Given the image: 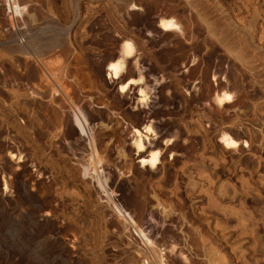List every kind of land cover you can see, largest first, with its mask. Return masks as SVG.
Listing matches in <instances>:
<instances>
[{"label":"rangeland","instance_id":"rangeland-1","mask_svg":"<svg viewBox=\"0 0 264 264\" xmlns=\"http://www.w3.org/2000/svg\"><path fill=\"white\" fill-rule=\"evenodd\" d=\"M22 2L31 8L16 22L28 28L21 36L30 40L35 33L54 42L43 51L45 66L63 74L65 88L91 105L93 127L106 135L100 152L115 197L158 245L178 247L167 250L168 264H264V0ZM130 2L140 9L128 10ZM5 7L0 0V264H149L131 240L139 239L134 228H125L104 195L88 192L91 181L79 170L87 142L81 144L78 133L61 143L53 139L52 87L42 81L44 67L20 55L21 40ZM163 16H175L184 34L162 31L157 20ZM120 35L135 40L133 70L149 81L151 99L139 116L131 114L138 89L121 98L106 66L119 50ZM213 89L231 92L234 100L216 104ZM95 98L113 118L98 117ZM149 119L161 143L176 139L174 156L168 150L153 175L138 162L125 123ZM224 129L249 147L225 149L218 141ZM9 150L22 153L24 161L12 160ZM114 162L120 172L113 176Z\"/></svg>","mask_w":264,"mask_h":264},{"label":"bare ground","instance_id":"bare-ground-1","mask_svg":"<svg viewBox=\"0 0 264 264\" xmlns=\"http://www.w3.org/2000/svg\"><path fill=\"white\" fill-rule=\"evenodd\" d=\"M4 4H5V8L6 10L8 9L9 11V18H10V24L12 26V29H14V35H19L17 36V39L21 42L20 43V55L21 56H27V57H34L40 64L41 66H43L45 69V73H40V74H44V76L46 77V80L44 78V80L42 79V81H47L48 83H50V85L48 84L47 86H51L52 87V91L51 92V101L53 103V110L54 111V116L55 117V121H56V125H54V128L56 127V133L54 135L53 139H57L58 143H61L59 141H63V139H68V137L72 136L75 133H78L79 135V140L81 142V144L84 142H87V151L86 154L84 155V157L86 156V158L80 160L81 162V168L80 173L83 174L85 180H89L91 182L86 183L87 186V190L88 192L92 193L91 191L95 192L100 195H104L106 197V201L108 202L109 205H107L108 207H111V210H113L115 213L118 214V217H122L125 220L126 223V227L125 228H134L135 230V234L139 237V239H134L131 237V240L134 242L133 244H135L139 250H145L146 252V256L148 259V263L149 264H168V260L165 257V255H167L169 249H167L166 247H163L162 245H158L155 241L154 238L152 239L151 234L142 227L140 226V224L137 223V220H135L133 214L131 211H129L127 208H125V206H123L120 202L119 199H117L116 196V192L112 187L113 183V178L112 177H108L106 169H105V162H104V157L100 152V144L102 142V137L101 134H97V132L95 131V128L93 127L94 125L92 124L93 122V118L94 115L91 110V105L90 108L87 106V103L85 102H81V100H77L75 98V95H73V91L71 92L70 89L69 91L67 90V88H65L64 84L66 83V78H64L62 75L63 74H57L54 73L52 71L54 70H48V66H45L46 64L45 61L43 62V58L42 55L45 53L43 51H45V49L47 48H52L54 42H51L48 39H44L40 36H38L37 34H33L32 38L30 40H26L25 37H22L25 33H27V29L25 25H23V27H19V23L18 27L16 25V22L19 20H22L25 17V14H28L30 12V5L29 4H25L22 2V0H3ZM132 1V0H131ZM123 2V1H122ZM127 3V1H126ZM146 3V2H145ZM118 4V3H117ZM124 5V4H123ZM178 5V4H177ZM193 6V5H192ZM121 7V5H120ZM124 7V6H123ZM33 8V7H32ZM194 8V7H193ZM140 6L137 5V3L134 2H130L129 6H128V10L131 11H135V10H139ZM154 9V8H153ZM123 10V9H122ZM151 10V9H150ZM1 12V11H0ZM37 12V11H36ZM164 12V11H163ZM40 13V12H38ZM46 13V12H45ZM133 13V12H132ZM177 15V14H176ZM193 17V16H192ZM205 17V16H204ZM112 18V17H110ZM47 19V18H46ZM158 23V27L164 31V32H176V33H180V34H184V26L182 25V23L175 17V16H168V17H160L159 20H157ZM199 21V20H198ZM48 22V21H47ZM54 23V22H53ZM251 23V22H250ZM24 24V23H22ZM210 24V23H209ZM208 24V25H209ZM214 24V23H213ZM3 25V24H2ZM156 25V26H157ZM212 25V24H211ZM22 26V25H21ZM43 26V25H42ZM63 27V26H62ZM219 27V26H218ZM24 29V30H23ZM27 31V32H24ZM30 31V30H29ZM209 31H211V29H209ZM24 32V34H23ZM211 33V32H210ZM12 34V33H11ZM12 34V35H13ZM23 34V35H22ZM31 34V32H30ZM8 35V34H7ZM6 35V36H7ZM11 35V36H12ZM22 35V36H21ZM27 35V34H26ZM25 35V36H26ZM10 36V37H11ZM30 36V35H29ZM122 40L119 46V50L117 52V54L115 56H111L109 57V59H107L106 61V66L108 67V71L109 74L112 76L113 82H116L118 84L119 90L118 93L120 95L121 98H125L127 97L133 89L137 88L139 95L137 97V106L135 105L134 109H133V113L135 115H140L141 112L143 110H141V108H145V106L149 103V100L151 99V96L149 95V84H148V80L146 75L142 72V71H138V73H136L133 68L135 66L138 65V46L135 42V40L132 37H127V36H122L120 35ZM14 37V36H13ZM46 37V36H45ZM211 37V36H210ZM49 38V37H48ZM13 39V38H12ZM106 39V38H105ZM110 39V38H109ZM65 40V39H64ZM209 43V42H208ZM234 43V42H233ZM61 44V43H60ZM110 44V43H109ZM244 45V44H243ZM248 45V44H247ZM55 46V44H54ZM58 46V45H57ZM251 46V45H250ZM56 47V46H55ZM59 47V46H58ZM209 47V46H208ZM224 47V46H223ZM113 48V47H112ZM211 49V48H210ZM16 52V51H15ZM61 53V52H60ZM115 53V52H114ZM227 53V52H226ZM50 54V53H49ZM111 55V54H110ZM109 56V55H108ZM3 57V56H2ZM46 59V58H45ZM132 59H135L134 61V67L132 66ZM140 59V58H139ZM15 60V59H14ZM52 60V59H51ZM59 60V59H58ZM240 60V59H239ZM19 63V62H18ZM47 63V62H46ZM50 63V62H49ZM48 63V64H49ZM35 64V63H33ZM38 65V64H37ZM70 66V65H69ZM102 66V65H100ZM33 67V66H32ZM62 67V66H61ZM66 67V66H65ZM138 67V66H137ZM38 68V67H37ZM40 68V67H39ZM42 68V67H41ZM47 68V69H46ZM55 68V67H54ZM33 69V68H32ZM53 69V68H52ZM60 69V68H59ZM58 69V70H59ZM64 69V68H63ZM66 69V68H65ZM139 69V68H138ZM62 70V69H61ZM69 70V68L67 69ZM101 70V69H99ZM40 71V70H39ZM57 71V69L55 70V72ZM64 71V70H63ZM62 71V72H63ZM102 71V70H101ZM42 72V71H40ZM44 72V71H43ZM60 71V73H62ZM100 72V71H99ZM197 72V71H196ZM101 74V73H100ZM190 74V73H189ZM127 75H132V77L125 79V77H128ZM133 75L135 77H133ZM204 75V74H203ZM43 76V75H42ZM41 77V76H40ZM103 77V76H102ZM101 78V77H99ZM207 79V78H206ZM215 79V78H213ZM76 80V79H75ZM205 80V79H204ZM211 80V79H210ZM41 81V80H40ZM41 81V82H42ZM70 81V80H69ZM73 81V79H72ZM70 81V82H72ZM216 81V80H215ZM69 82V83H70ZM90 82V81H89ZM211 82V81H210ZM44 83V82H43ZM75 83V82H74ZM88 83V82H87ZM42 84V83H41ZM40 84V85H41ZM47 83H45L46 85ZM68 84V83H67ZM76 84H79L76 80ZM206 85H208L207 83H205ZM44 85V86H45ZM69 85V86H68ZM67 86L70 87L71 83L68 84ZM72 86V85H71ZM82 86V85H81ZM224 86V85H223ZM50 87V88H51ZM80 87V85H79ZM101 87V86H100ZM30 88V87H29ZM74 88V86H73ZM78 87H76L77 89ZM90 88V87H89ZM102 88V87H101ZM100 88V89H101ZM208 88V87H207ZM37 89V88H36ZM75 89V88H74ZM75 89V93L78 91ZM82 89L83 87L79 88V90ZM96 89V88H95ZM39 92L41 91V93L44 91V87L43 85L40 87V89H38ZM80 90V91H82ZM91 90V89H90ZM89 90V92H90ZM195 90V89H194ZM214 90V89H213ZM19 91V90H18ZM36 92V90H35ZM35 92L32 94L35 95ZM45 92V91H44ZM79 92V91H78ZM77 92V93H78ZM87 92V91H86ZM212 92V90H211ZM20 93V92H19ZM38 93V92H37ZM36 93V96L40 97L39 94ZM80 93V92H79ZM83 94V91L81 92ZM92 93V92H91ZM90 93V94H91ZM94 94V93H93ZM201 94V93H200ZM213 94V93H212ZM43 95V94H42ZM77 95V94H76ZM25 96V95H24ZM79 96V95H78ZM80 96H82L80 94ZM89 96V95H88ZM92 96V95H91ZM207 96V94L205 95ZM23 97V96H22ZM27 97V96H26ZM85 97V96H84ZM83 97V98H84ZM40 98H43L40 97ZM49 98V99H50ZM79 98V97H78ZM100 98V97H99ZM198 98V97H197ZM202 98V97H201ZM200 98V99H201ZM35 99V98H34ZM80 99V98H79ZM92 98H90L91 100ZM120 99V98H119ZM93 100V99H92ZM96 100V98L94 99V101ZM234 100V96L231 92L225 90V89H221V90H214V94H213V101L218 104V105H227L228 103H232V101ZM22 101V100H21ZM38 101V100H37ZM94 101L92 103H94ZM118 101V99H117ZM212 101V103H213ZM34 102V101H33ZM97 101H95L94 106L97 107L94 108V110L96 111V113L98 114L99 118H108L109 114L107 111H105V109H103L102 104L98 105L96 103ZM119 102V101H118ZM121 102V101H120ZM25 103V102H24ZM41 103V102H40ZM51 103V104H52ZM99 103V102H98ZM101 103V102H100ZM123 103V101H122ZM235 103V102H234ZM42 104V103H41ZM40 104V109L41 105ZM4 105V104H3ZM93 105V104H92ZM141 105V106H140ZM45 105L43 104L42 107H44ZM133 106V105H132ZM46 107H50L46 106ZM66 107L68 108V110L70 111V113L67 111ZM219 107V106H218ZM52 108V106H51ZM45 109V108H44ZM50 109V108H49ZM64 109V110H63ZM224 109V108H223ZM43 111V109L41 110ZM50 110V112H52ZM94 112V111H93ZM144 112V111H143ZM37 113V111H36ZM130 113V112H129ZM39 114V113H38ZM111 115V114H110ZM224 115V114H223ZM36 116V115H35ZM39 116V115H38ZM48 116V115H46ZM50 116V117H52ZM43 117V116H42ZM148 117V116H147ZM46 118V117H45ZM97 118V117H96ZM109 118H113L112 115ZM130 118V117H129ZM53 119V118H52ZM136 119V118H135ZM45 120V119H44ZM47 120V119H46ZM130 119H128L129 121ZM42 121V120H41ZM54 121V119H53ZM54 121V122H55ZM45 122V121H43ZM47 122V121H46ZM53 122V123H54ZM143 125H137L134 123H130V122H125L127 124V127H131V132H132V139H133V147L135 150V154L137 155V157L139 158V163H141L142 167L147 168L148 173H150L151 175L155 174L156 171L159 170V168L161 167V165L164 163V155L165 153L169 150L171 151V157L174 156V152H172L171 148L174 146V143L176 141V139L174 137H168L166 139H164V141L161 143V141H159V139H161L160 137H162L159 133V131L155 128L154 124H153V120L149 119L146 122L143 121ZM39 123V120H38ZM102 125L104 122H101ZM140 123V122H139ZM10 124V123H9ZM26 124V123H25ZM142 124V123H141ZM107 125V124H106ZM41 126V125H39ZM44 126V125H43ZM47 126V125H46ZM42 127V126H41ZM13 128V127H12ZM47 128V127H46ZM40 129V128H38ZM47 130V129H46ZM50 131V129H49ZM47 131V132H49ZM46 132V131H45ZM99 133H101L100 131H98ZM51 133V132H50ZM103 133V132H102ZM46 134V133H45ZM188 134V133H187ZM43 135V134H42ZM39 136V135H38ZM74 136V135H73ZM106 136V135H105ZM104 136V137H105ZM40 137V136H39ZM103 137V138H104ZM120 137V136H119ZM116 139V138H115ZM106 140V139H105ZM50 141V140H49ZM78 141V142H79ZM120 141V139L118 140ZM218 141L221 143V145L225 148V149H233V150H238L241 145L244 146H248L249 147V143L246 140H241L235 136H233L229 131L227 130H221L219 132V136H218ZM42 142V141H41ZM55 142V141H54ZM38 143V142H37ZM52 143V141H51ZM118 143V142H117ZM121 143V142H120ZM45 144V143H44ZM57 144V143H55ZM54 145V147H56ZM65 144V143H64ZM63 144V145H64ZM74 144V141H73ZM77 144V143H76ZM106 144V143H105ZM114 144V143H113ZM52 145V144H51ZM50 145V146H51ZM69 145L72 149L71 146V142H69ZM86 145V143H85ZM121 145V144H120ZM43 146V145H42ZM74 146V145H73ZM78 146V145H77ZM106 146V145H105ZM58 147V146H57ZM108 147V146H107ZM112 147V146H111ZM82 147H80L81 149ZM40 149V148H39ZM65 149H67V146H65ZM104 149V148H103ZM121 149V148H120ZM44 150V149H43ZM54 150V149H53ZM57 152L60 153V148L59 149H55ZM106 150V149H105ZM110 150V149H108ZM112 150V149H111ZM103 151V150H102ZM43 152V151H42ZM73 152V151H72ZM106 152V151H105ZM194 152V151H193ZM9 156L11 157L12 160H16L19 162L24 161V157L22 155V153L20 152H14V151H10L9 150ZM62 153V152H61ZM113 154V151H112ZM59 155V154H58ZM81 155V154H80ZM105 155V154H104ZM123 155L125 156V159L128 160L129 156L128 154L125 152L123 153ZM66 156V155H65ZM114 158V157H113ZM67 159V158H66ZM81 159V158H80ZM107 160V159H106ZM126 163V162H125ZM125 165V164H124ZM119 163L114 162V164L111 166L114 168V173L113 176L116 174V170L120 167ZM62 167V166H61ZM70 167V166H69ZM125 167V166H124ZM57 168V167H56ZM132 168V172L135 175L134 172V167H131V165L129 166V169ZM1 169V168H0ZM67 172V171H66ZM71 172L72 171H68ZM117 172H120V170H117ZM146 173V172H145ZM171 173V172H170ZM70 174V173H69ZM74 174V173H73ZM72 174V176H73ZM143 174V173H142ZM77 175V174H76ZM65 176V175H64ZM69 176V175H68ZM78 176V175H77ZM111 176V175H110ZM123 176V175H122ZM133 176V174H132ZM138 176V174H137ZM67 177V176H66ZM152 177V176H151ZM5 178V177H4ZM4 189L7 190L9 189V182H7L8 180H6V178L4 179ZM70 178V177H69ZM74 178V177H73ZM82 178V177H81ZM131 178H134L136 180V177L133 176ZM64 180V179H63ZM133 180V179H130ZM138 180V179H137ZM142 180V179H141ZM144 180V179H143ZM76 181V180H75ZM129 181V180H128ZM139 181V180H138ZM83 182V181H82ZM136 182V181H134ZM140 182V181H139ZM138 182V183H139ZM91 183V184H90ZM138 185V184H137ZM142 186V184H139ZM138 188V186H137ZM223 188V187H222ZM139 189V188H138ZM141 189V188H140ZM143 190V188H142ZM84 192V191H83ZM138 192V191H137ZM136 192V193H137ZM144 192V191H143ZM141 193V192H140ZM42 194V193H41ZM145 194V193H144ZM57 195V194H56ZM89 195V194H88ZM91 195V194H90ZM145 196V195H144ZM66 197V196H65ZM76 197V196H75ZM101 197V196H100ZM137 197V196H136ZM156 197V196H155ZM26 198V197H25ZM59 198V197H58ZM68 198V197H67ZM99 198V197H98ZM71 199V198H70ZM156 199V198H155ZM154 199V200H155ZM48 200V199H47ZM65 200V199H64ZM138 201V199H136ZM143 200V199H142ZM159 200V199H158ZM211 200V199H210ZM69 201V200H68ZM49 202V201H48ZM106 202V203H107ZM141 202V201H140ZM102 203V202H101ZM137 203V202H136ZM139 203V201H138ZM145 203V201H144ZM142 204V203H141ZM140 205V204H139ZM144 205V204H143ZM165 205V204H164ZM59 206V205H58ZM102 206V205H101ZM131 207V206H130ZM141 207V206H140ZM141 210V209H140ZM98 211V210H97ZM168 211V210H167ZM96 213V212H95ZM114 214V213H113ZM116 214V215H117ZM104 218V216H103ZM99 219V218H98ZM119 219V218H118ZM209 220V219H208ZM122 221V220H121ZM180 222V221H179ZM60 228V227H59ZM132 230V229H131ZM132 232V231H131ZM66 233V232H65ZM243 235V234H242ZM129 239V238H128ZM138 241V243H137ZM142 243V244H141ZM171 251H178V247L174 244V245H170ZM169 250V251H170ZM167 252V253H166ZM148 254V255H147ZM192 256V255H191ZM183 257V256H182ZM185 257V260H187V257ZM44 258V257H43ZM146 259V260H147ZM184 259V258H183ZM184 260V261H185ZM187 262V261H186Z\"/></svg>","mask_w":264,"mask_h":264}]
</instances>
